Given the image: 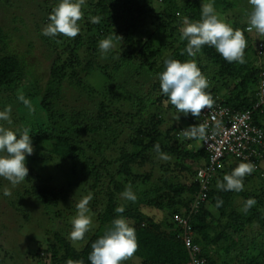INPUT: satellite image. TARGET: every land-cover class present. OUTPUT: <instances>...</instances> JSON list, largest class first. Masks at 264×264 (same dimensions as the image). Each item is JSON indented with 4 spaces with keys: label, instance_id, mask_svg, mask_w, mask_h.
Returning <instances> with one entry per match:
<instances>
[{
    "label": "trees",
    "instance_id": "1",
    "mask_svg": "<svg viewBox=\"0 0 264 264\" xmlns=\"http://www.w3.org/2000/svg\"><path fill=\"white\" fill-rule=\"evenodd\" d=\"M54 1L52 7H45L48 16L60 2ZM160 1L161 6L155 8L154 0H85L84 16L78 21L80 32L72 39L73 46L68 45L64 51L70 57L66 61L60 57L54 59L50 79L37 90L42 95L40 106L47 122L36 131H30L32 146L47 153V158L42 160L45 165L53 161V157L72 163L77 188H83L84 195L93 197L87 207L97 227L86 235L82 242L85 244L79 250L60 233L49 236L43 249L34 256L36 259L43 260L47 255L51 264H65L69 258L90 264L91 244L112 227L114 219L123 218L135 228L138 249L132 257L138 258L141 264H264V160L243 178V191H224L216 187L217 181H222L239 163L247 162L233 154L226 156L211 175L203 194L205 200L197 208L192 205L201 191V184L194 168L190 170L192 180L185 181H175L171 177L169 164L162 165L160 170L154 167L149 172L136 173L145 166H155L159 157L154 149L157 143L161 152L171 157L168 163L173 160L176 167L184 160L199 166L197 169L209 164V154L202 146L197 147L199 140L186 139L179 134L186 124H198V118L179 113L162 94L159 73L164 70L166 59L181 62L196 59L208 80L205 91L214 100L213 108L251 113L254 124L264 130V108H256L258 88L264 79V36L255 29L246 30L252 11L248 0ZM210 1L225 15L241 7L244 17L228 16L226 23L244 31L247 40L245 63H229L208 45L202 46L195 58L184 52L187 40H181L179 32L183 19L199 21L202 4ZM93 16H99L100 22L93 24ZM7 35L9 37V33L0 28L2 48L6 46ZM109 36L122 52L116 70L127 66L135 76L131 75L132 80L124 84L102 69L110 82L108 94L104 93L100 101L91 98V109L86 105L79 109L64 106L65 85L79 86L83 77L96 70L100 56L86 59L84 66L77 57L78 49L87 45L90 52L97 48L100 40ZM52 38L55 42L69 39L62 35ZM44 42L51 46L46 39ZM2 48L0 93L17 85L30 72L22 57ZM136 76H144V81L136 80ZM116 89L123 93L121 97L117 96ZM87 92L95 94L89 89ZM155 170L160 175H155ZM149 181L152 187L144 189L143 185ZM129 185L136 195L135 202L121 196ZM2 187L0 179V216L10 211ZM16 187L11 194L15 203L29 198L42 212L50 207H61L58 198L62 192L43 183L41 178L37 180L31 168L26 180ZM249 198H254L256 204L245 213L242 209ZM218 199L223 201L219 208L216 207ZM117 207H123L124 212L117 213ZM75 208L74 205L69 209ZM150 211L160 216L155 218ZM43 215L48 214L44 212ZM175 216L187 223L189 248L183 237L186 229L174 222ZM2 228L6 226L0 224V233ZM254 228L259 232L247 238L246 231ZM217 246L224 253L219 258L212 251Z\"/></svg>",
    "mask_w": 264,
    "mask_h": 264
},
{
    "label": "rangeland",
    "instance_id": "2",
    "mask_svg": "<svg viewBox=\"0 0 264 264\" xmlns=\"http://www.w3.org/2000/svg\"><path fill=\"white\" fill-rule=\"evenodd\" d=\"M53 2L55 1L0 0V28L9 33V37L7 35L6 39V46L0 48L17 57H22V61L26 63L28 71H30L17 85H13L0 93V111H3L9 105L11 106V123L0 121V126L13 130L17 133V136H19L20 130L23 128L36 131L38 127L40 128L47 122L45 111L40 106L42 95L37 90L50 79V70L54 59L60 57L62 61H66L70 55L64 52L65 48L68 45L73 46V38H69L67 42L64 41L65 39L60 42H55L53 38L51 39V37L42 34L44 27L50 23L46 21L49 16L45 7H52ZM160 2V0H154V7H160ZM215 11L224 22H228V16L244 17L241 13V7L229 11L226 15L220 10L215 9ZM43 39H46L50 43L51 48L45 42L43 43ZM113 44L114 47L106 54L100 51L98 45L97 48L95 47L96 49L90 50V52L87 50V45L81 46L78 49L77 53L79 55L77 57L79 58V62L84 66L87 60L92 58L93 55L100 56L98 57L96 70L90 76L83 77L79 86L75 85L70 87L65 85V92L62 99L64 106L79 109L86 105L88 109H91L93 107L90 102L91 98L100 101L104 93L108 94L107 87L110 85V82L107 81V76L101 72L102 69L105 70L104 72L114 75L119 82H123L124 84L132 80L131 75H135L133 72H130L129 67L126 66L122 70H116V63L122 59V52L115 43ZM194 61L197 63L196 59ZM144 78V76H136V80L144 81ZM87 89H89L90 93L95 92V94L89 95ZM18 90L22 91L25 98L30 100L34 111H29L18 99ZM116 94L118 97H121L123 93L117 91ZM189 126V124H186L184 128L186 129ZM197 147H201V143L198 142ZM33 148V154L26 156V167L32 169L34 177L37 180L41 178L43 183L50 184V186L62 192L58 198L61 207L44 209V212L48 215H43L44 212H42V209L38 208L39 206L32 199L24 198L22 202L17 200V203H15L12 195L5 196L8 200L7 209L10 211H6L5 215L0 216V224L6 226V228H2L0 233V261L2 264H51L47 255H45L43 260L36 259L34 256L43 249L47 239L53 234L60 233L69 239V234L72 230L71 219L77 214L76 208L71 211L69 208H74V205L76 206L86 196L84 195L83 188H77L76 180L71 170L73 165L70 161H62L53 157V161L45 165L42 160L47 158V153L44 150H38L34 146ZM179 163V166L176 167L175 161L172 160L168 163V160H162L158 157L156 158L155 166H145L141 169V172L138 171L136 173H146L154 167L160 170L162 165L169 164L170 175L175 181L177 179L180 181L192 180L190 170H193V168L197 170L199 166L188 160ZM182 167H185L186 170ZM155 175L160 174L155 170ZM0 179L3 180V195L6 188L10 189L11 194L17 190L18 187H13L9 181L2 177ZM254 186L255 188H259L257 185ZM151 187L152 181L143 185L144 189H150ZM10 201H13L11 205ZM61 210L66 212V214L60 213L62 212ZM88 214L92 217V226L85 233L84 239L76 242L75 245L69 239L78 250L80 249L79 247L85 244L82 245V242H85L86 235L97 227L93 214L91 212ZM149 214L155 218L160 216H158V212L156 211H150ZM258 232V228L248 229L245 236L251 238ZM212 251H214L213 255H217V258H219L220 254H224L220 246L212 248ZM41 254L43 255V253ZM121 264H141V261L138 258L131 257L122 261Z\"/></svg>",
    "mask_w": 264,
    "mask_h": 264
},
{
    "label": "clouds",
    "instance_id": "3",
    "mask_svg": "<svg viewBox=\"0 0 264 264\" xmlns=\"http://www.w3.org/2000/svg\"><path fill=\"white\" fill-rule=\"evenodd\" d=\"M252 6V11L248 17L247 31L253 29L264 36V0H248ZM85 0H60L57 6L49 14V21L42 34L49 37L62 35L68 38H75L79 32L80 21L84 13L82 6ZM177 15H180L177 13ZM99 16L91 17L93 24L99 23ZM181 40H187L184 52L189 57H195L202 49L208 45L215 50L229 63H245L244 55L247 48V40L244 31L233 29L228 23L219 18L212 3H203L201 7V19L191 22L187 17L183 19V26L180 27ZM117 38H122L115 34ZM102 53H108L113 47V37L109 36L98 43ZM183 55V52L181 53ZM164 70L159 73L160 89L162 94L168 97L175 109L187 116L200 117L202 110L213 107L214 100L205 89L208 87V80L202 74L194 60L181 62L179 60L166 59ZM18 99L29 109L34 111L30 100L26 99L23 92L18 90ZM11 106H7L0 111V121L11 123ZM179 119V117H178ZM30 129L20 130L19 138L13 130L0 126V177L9 181L13 187L26 180L29 169L26 167V156L34 152L32 139L29 135ZM186 139L204 140L207 136V125H190L179 132ZM155 151L162 160H169L171 157L160 150L159 143L154 145ZM255 169L251 162L239 163L230 174H225L223 180L217 181L216 187L224 191H243V178L250 175ZM5 196H10V189L4 190ZM121 196L129 201L135 202L136 195L132 191L131 185L127 186ZM93 199L89 194L83 197L77 204V214L71 219L72 230L69 239L75 245L76 242L84 239L92 226V217L88 213L87 207ZM223 204L222 200H217L216 207ZM256 204L254 198L245 201L243 211L246 213ZM123 207H117V213L124 212ZM92 251L88 257L90 264H121L122 261L131 258L138 249L135 228L123 218L112 221V227L106 233L91 244ZM65 264H84L83 260L67 259Z\"/></svg>",
    "mask_w": 264,
    "mask_h": 264
},
{
    "label": "built area",
    "instance_id": "4",
    "mask_svg": "<svg viewBox=\"0 0 264 264\" xmlns=\"http://www.w3.org/2000/svg\"><path fill=\"white\" fill-rule=\"evenodd\" d=\"M264 108V79L261 80L258 88L256 108ZM198 124L207 125V136L199 140L202 148L209 154L207 167L197 169V178L201 184L193 208H197L200 202L205 200L203 195L207 191L208 181L216 167L221 166V160L233 154L236 158L243 159L252 164L264 160V130L254 124L251 113H239L229 108L202 110L198 117ZM174 222L186 229L183 234L186 245L190 247V240L187 239V223L179 217H174ZM195 250V249H193Z\"/></svg>",
    "mask_w": 264,
    "mask_h": 264
}]
</instances>
